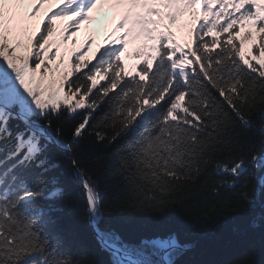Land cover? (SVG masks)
Masks as SVG:
<instances>
[{
	"label": "snow or ice",
	"instance_id": "6c2138e0",
	"mask_svg": "<svg viewBox=\"0 0 264 264\" xmlns=\"http://www.w3.org/2000/svg\"><path fill=\"white\" fill-rule=\"evenodd\" d=\"M49 2L0 0V264H98L94 249L104 264H198L192 237L230 215L247 252L223 264H264V0H61L33 33ZM104 10L118 17L107 42L66 63L56 21L75 45ZM185 15L181 44L170 25ZM57 150L91 247L64 224ZM138 221L157 223L126 237Z\"/></svg>",
	"mask_w": 264,
	"mask_h": 264
},
{
	"label": "trees",
	"instance_id": "16d2710c",
	"mask_svg": "<svg viewBox=\"0 0 264 264\" xmlns=\"http://www.w3.org/2000/svg\"><path fill=\"white\" fill-rule=\"evenodd\" d=\"M28 8H31V5H29ZM37 16L44 18L46 13L41 10ZM242 37L243 34H240V38ZM187 42L188 36L184 39V43L186 44ZM253 43H258L256 31L253 35V39L245 43V50L250 49ZM93 54L92 51L88 52L85 58L90 59ZM73 147H75V145H73ZM57 156L62 160V164L55 170V174L59 178L61 185H64V198H70V201L64 208V224L78 234L82 247H91L94 243L92 235L90 229L86 227L83 220L85 210L83 190L70 172L72 157L62 150H57ZM100 182L105 183L103 176L100 177ZM106 198L107 197H105V199ZM61 203H63V201H61ZM175 215V213H169V216ZM238 222V217L230 215L227 219H222L215 227L209 226L205 233L193 236L194 251L192 259H197L198 264H223L226 257L234 258L236 253H246L247 242L238 239L232 233V227ZM156 223L155 221H138L125 226L123 231L126 237L135 238L139 235L149 234ZM113 225H116L115 219H113ZM93 254L98 264H104V261L107 259L105 254L98 253L95 249L93 250ZM259 261H264V252L260 253L258 257V262Z\"/></svg>",
	"mask_w": 264,
	"mask_h": 264
},
{
	"label": "rangeland",
	"instance_id": "374dc122",
	"mask_svg": "<svg viewBox=\"0 0 264 264\" xmlns=\"http://www.w3.org/2000/svg\"><path fill=\"white\" fill-rule=\"evenodd\" d=\"M109 15H112L111 13H105L98 17V22L106 24L108 27H113V18H111ZM42 19L35 18L34 20L29 21L31 25L32 32L35 33L37 30V26L41 23ZM68 21H60L58 24V31L56 35L50 40V41H56L60 45V51L62 54H65V62H68V55L67 53L72 52L73 50H78L77 48L83 47L85 44V41L88 40L89 35L91 33V26L95 24H90L86 22L85 24L81 25V28L78 32H76L75 36L73 37V40H76L75 45L72 43V40H67L66 42L63 39L64 35V28L68 25ZM100 32V31H99ZM100 35V43H106V33H102V31L99 33ZM77 44V45H76Z\"/></svg>",
	"mask_w": 264,
	"mask_h": 264
}]
</instances>
